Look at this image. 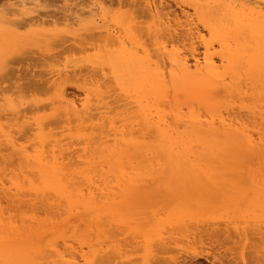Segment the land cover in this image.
<instances>
[{
  "label": "bare ground",
  "instance_id": "obj_1",
  "mask_svg": "<svg viewBox=\"0 0 264 264\" xmlns=\"http://www.w3.org/2000/svg\"><path fill=\"white\" fill-rule=\"evenodd\" d=\"M145 2L151 18L146 31L144 28L145 33L140 27L137 28L134 20H114L111 21L113 28L99 27L94 9L74 11L72 16L65 17L64 33L70 35L72 40L81 44L89 37L90 40L96 39L95 48L104 53L90 60L89 65L113 86L111 89L101 80L93 79L94 88L86 91L94 97L80 109L68 99L63 89L55 91L51 109L53 113L61 109L66 122L79 123L82 133L79 131L74 141L75 144L78 142L77 146H82L79 150L70 151L74 142L63 144L62 139L54 138L51 131L47 132L45 116L30 122L24 114L22 103H16L10 96L3 98L1 112L5 119L3 115L0 116V210L3 208L1 200H6L10 207L17 210L29 209L33 212L41 209L53 216H47V219L50 217L47 228H37L38 223L35 224L34 217H31L21 230L23 232L17 234L28 242L23 240L14 250L2 246L3 242L0 241V264H114L117 260L118 264H124L121 255L123 245L118 240L120 232L115 230L117 239L113 232L115 224H124L128 219L125 215L119 216V209L116 210L117 183L128 185L123 192L124 203L131 206L144 191L139 190L143 185L140 183L150 181L149 187L151 181L157 183L160 178L164 183L166 174L169 182H165L168 188L165 190L172 191L176 190L178 181H186L189 184H181L190 186V182H195L199 177L210 180L215 176L220 178L218 169L231 166L230 163L242 165L246 158L257 161L253 163L258 170L249 166L251 160L249 164L248 160L244 162L248 168H252L250 172L258 177L264 173V131L260 128L259 132H263L256 134L251 129L257 125L253 128L249 126L250 129L242 118L244 110L247 113L244 116L248 115L255 121L259 116L263 125L264 108L256 110L260 106L255 105L256 109L239 106L236 110L235 104L231 105L228 101L234 97L241 100L249 93L261 101L264 99V0H200L185 8L181 6L186 28L184 40L190 41L192 49L189 54L182 52L177 40H174L179 35L178 27L183 24L179 23L177 27L171 24L168 15L160 9L164 7V1ZM36 12L38 10L32 13ZM86 15L92 19H82ZM196 22L208 33L209 41L204 40V34ZM118 30L121 34H118ZM59 34V31L50 33L55 39ZM8 37L12 45H17L22 39L20 36L11 37V34ZM196 41L204 46L202 58L196 54ZM170 47L172 49L169 50ZM6 57L5 53H0L2 68L6 66L7 62L3 60ZM112 92H119L126 101L120 122L107 110L109 102L106 100L112 96ZM8 116L11 118L8 119ZM254 120L253 125L257 123ZM117 123H122V126L119 127ZM134 127H138L139 132L136 129L137 132H134ZM17 132L23 135L32 132L33 148L20 144L15 136ZM204 182L209 183L210 189L211 182L203 180L202 184ZM192 185L197 186L195 183ZM182 189L174 192L181 195ZM261 190L253 199L247 195L250 201L248 198L244 202L239 200L242 205L236 199L237 209L245 206L249 214L237 222L225 223L227 227L234 226L237 234L246 241L249 240L250 231L260 236L264 234V191ZM182 192L183 195L179 198L177 194L175 198L178 200H175L179 203L184 198L186 201L183 199L185 202L176 204L177 210L174 213L171 211L169 217L157 218L153 225L152 219L151 223L144 222L137 227L143 230V234L139 230L141 233L137 231V235L144 239V264H151V257L158 251L169 252V245L174 244L173 236H177V233L183 236L178 235L181 239H202L201 236L211 233L207 227L220 226L218 220L211 219L209 222L210 218L205 219L206 214L200 212V206V211L196 208L200 216L192 214L193 209L188 204L194 201L190 200L188 194L185 195V191ZM231 201L234 202L230 198L227 204ZM56 215L59 219L63 216L67 218L59 220ZM83 215L89 218V224L85 225V231L84 228L81 230L83 240L74 237L79 245L75 247L67 229L71 222L73 225L72 220L79 222ZM121 227L124 230L129 228ZM73 230L75 233L78 231ZM51 233H58V239L45 249L39 245L38 249L36 243L29 241L34 238L36 242V237L44 238L43 234ZM95 234L97 236L93 237ZM72 236H75L73 232ZM91 236L94 240L90 239ZM74 238L72 241H75ZM92 241L97 242L93 244Z\"/></svg>",
  "mask_w": 264,
  "mask_h": 264
},
{
  "label": "rangeland",
  "instance_id": "obj_2",
  "mask_svg": "<svg viewBox=\"0 0 264 264\" xmlns=\"http://www.w3.org/2000/svg\"><path fill=\"white\" fill-rule=\"evenodd\" d=\"M163 1L164 7L160 9L163 11V14L168 15L171 24L175 25L176 27L177 25L179 26V23L183 24L182 27H178L179 35L174 37V40H177L179 44L178 45L176 42L177 46H179L180 50L182 49V52L187 54L191 53L192 49L189 45L190 41L184 40L186 38V28L184 27L185 18L181 13L180 7H188L190 4H193L194 2H198L200 0ZM178 2L181 3L180 6L177 5ZM36 4L39 5V8L32 7ZM89 9H94V14L98 20L99 27L102 26L106 29H108V27H114L111 22L114 20H134V22L138 26L137 28L140 27V30H143L142 32L145 33V27H147L151 21L145 0H0V53L2 52V55H4L5 53V55L8 56L6 57L8 59H3L7 62L6 66H4L3 68L0 67V116L3 115V118L5 119L4 113L1 112V110L3 109L1 106L4 103L3 98L5 96H10L15 100L16 103L23 104L22 109H24V114L30 119V122H33V119L39 116H45L46 118L44 122L48 124L46 130L47 132L51 131L52 133H50L52 135L54 134V138L62 139L63 144L73 143L74 141L76 142L77 136L80 133L79 131H81L80 127L78 126L79 123L74 121L70 123L66 122V118L63 117L61 109L58 111V113H53L51 109L53 107L51 103L55 99V91L58 89H63L68 99L71 102L75 103L76 106L80 109L82 108L83 104H87V102L89 100L91 101L94 97L91 92L86 91V89L91 90L92 88H94V85L92 83L93 79L97 81L101 80V83L103 85H105L106 87L110 86L111 89L113 88V86L109 84L111 82H109L107 78H104L99 71L97 72L89 65L90 60H93L97 55H102L104 53L103 50L95 48L96 39L94 38V41L92 38V41L89 39V37L82 41L81 44H79V41L75 42L71 39L70 35L64 33L66 30L65 17L69 18V15L72 16L74 11H89ZM35 10H38V12L32 13ZM194 18L196 20V17ZM82 19H92V17L90 15H86L83 16ZM196 24L198 25L199 30L204 34V40L209 41L210 36L205 31L203 26H201L198 22H196ZM56 31H59L60 34L59 37L55 39L54 37H52V35H50V33H55ZM91 33L95 32L92 31ZM144 33L142 34L144 35ZM10 34L11 37L20 36L22 38L21 40H19L17 45L15 44L16 46L12 45L13 43L11 42V40H8L10 39V37H8V35L10 36ZM118 34H121L120 30H118ZM194 46L196 48V54H198V57L202 58L204 52L203 44L199 41H196V44ZM170 49L172 48L170 47L169 50ZM67 71L68 73H66ZM90 75L92 76L90 77ZM110 94L112 96L106 100V102H109L107 110L110 112V116L117 117V121L120 122L122 120L120 118H122L123 116L122 113L125 111L124 106L126 101H124L123 98L120 97L119 92H112ZM249 94L248 96L241 98V100H239V98L237 97H234V99L230 98L228 101L231 102V105L235 104L234 107L236 108V110L239 109V106L255 109L257 106H260L257 107L258 109L256 110H261V108H264V99L261 101L255 96L252 97L251 93ZM92 103L93 101L91 102V104ZM251 104L253 105L251 106ZM245 114L247 113L243 110V123L246 122L245 124L248 125V128H250L251 126V128H253L255 125H257V127L261 125L259 116L257 117L256 121L253 119L254 122H257L259 125L257 123H254L253 125V120H251L252 118H249L248 115H246L247 117L244 116ZM9 118L11 117L8 116V119ZM4 122H7V120H5ZM251 123L252 125H250ZM117 124L118 126H122V123ZM257 127L255 126V128ZM137 128L138 127H134L133 131L137 132ZM260 128L264 131V124L259 126L255 130L251 129V131H254L256 134L261 133L263 131L259 132V130H261ZM139 134L140 133H137L138 136L141 135ZM137 135L136 137H138ZM15 136L17 137V139L19 138L18 140L20 141V144L24 143L26 147L33 148L32 145H34V143L32 142L34 141H32L31 137L33 136L32 132H29L26 135L18 133L17 135L15 134ZM133 136L135 137V134ZM71 137H74L75 139L73 140V138ZM111 138H113V136ZM75 142L73 143L74 145L70 151H77V149L79 150L82 147L81 145L77 146L78 142L76 144ZM246 160H248V164L252 162V164H249V166L251 165L253 167V170H258V167L253 163L256 160L246 158L243 161L242 165H247V167H242L241 164L238 165L236 163H230L231 166L234 165L232 167L229 165L228 167L222 166L221 170L218 169L221 173L219 175L220 178H217L218 176H215L214 179L212 177L211 180L213 181H211L210 179H205L204 177H202V179L199 177V179L195 180V182H193L194 180L191 181L197 186H193L190 181V186L184 185L189 184L186 183V181H178L179 184L184 183L181 184L182 187L181 185L179 186V184L176 182V188L174 187L176 190L172 189V191L169 190V192L167 191L168 188L165 187V182H169L168 174H166L168 181L166 177H164V179H166L164 180V183L162 181L163 178L158 179L157 183L154 181L157 186H155L153 181H151V185L149 183V187L148 182L150 181H146L147 184L140 183V185H143L139 190H144L142 191V196L144 197L139 196L137 202H135L134 200V205L132 203L131 206L129 205L130 203H124L125 198L123 192L124 189L128 188V185L123 184V182H119L121 183L119 187V183H117V186L115 185V190L117 191H115V193L118 197V199L116 198L117 200L115 199V204L117 203L116 210L119 209L118 215H125L124 217L126 219L128 218L127 222L129 221L128 223L125 222L128 225H126L125 223H117V225H120L119 227H121L122 225L124 228L126 226H129V228L127 227V229H132V231H128L127 229L124 230L121 227L122 229L120 230V228L116 224L113 227V232L116 239L118 237V233L120 232L118 240L120 239V242L123 245V250L121 251V255L123 256V263L144 264L142 258L146 253V248L144 247L145 244H143V237L139 238V235H137V231H143L141 230V228L138 229V226L142 223L145 224L144 222L148 221L149 223H151L152 219L153 223L151 224L153 225L155 223V219H160V217L161 219H166V217H169L172 212L174 213L175 210H177L176 204L186 201L181 197L182 200H179L180 202L178 203V199L175 198L177 194L178 197L182 196L184 193L182 191H185V195L187 196L188 194L190 200L192 199V201H194L193 204L190 205V203H192L191 201L188 204L190 208L192 207L191 209H193L192 214L198 215L197 209L200 206L199 209L201 211L199 209L198 210L202 212V214H206L205 216L203 215L204 217H206L205 219L210 218V220L207 219L209 220V222H211V219L215 221L218 220L220 221V226L217 228L207 227V230L211 232L209 233V235H211L209 236L204 234L206 236H201L202 239H200L199 237H196V239L192 237L189 240L184 238L181 239V237L183 236L180 235V232L177 233V236L179 235L181 237L178 236V238H176L177 236H173L174 239L172 241L175 242L174 244L169 245L170 247L168 246L170 249L169 252L158 251L154 253V255L151 257V264H264V234L260 236L255 234V232L252 233L253 231H250L249 240L246 241L243 239V237L237 234L236 230L233 228L234 226L230 224L233 221H239L243 216L249 214L245 206H241V208L239 207L240 210L237 209V200L238 202L239 200L244 202V200L247 198L249 199V197L253 199L255 197V194H257L259 190L263 189L264 191V173H262L263 176L261 175L260 177H258L254 173L250 172L252 168H248V164L244 163ZM255 167L257 168L254 169ZM159 180L162 182H160ZM200 180L202 182L203 180L207 181V183L208 181L211 182L210 189L208 188L209 183L206 184L204 182L202 184ZM215 180L217 183L215 182ZM198 181L200 183L199 185ZM159 183L160 186H158ZM214 183L217 184V186L214 185ZM185 186L186 188H184ZM149 188L152 189L150 190ZM165 188H167V190H165ZM180 188H183L181 191L182 194H176V192L174 191L178 192V190H181ZM206 188L208 189L206 190ZM146 190L149 192H146ZM144 193L145 195H143ZM247 195L249 197H246ZM242 197L244 198L243 200H241ZM230 198L231 200L233 199L235 204L232 201V205L230 202L229 204H227ZM183 199L185 201H183ZM203 200H205L206 202ZM250 200L251 199H249V201ZM1 202L3 208L0 210V241L3 242L2 246L5 245L9 250L18 248L22 244L23 240H25L24 237H19V235L17 234L23 232L21 230L26 225V223L29 222L31 217H34L35 224L38 223L36 225L37 228H45L48 224L47 221L51 216H53V214L48 215V212H46L45 210L40 209L33 212L29 209L17 210L10 207V204H8L6 200H1ZM246 202H248V200ZM121 203L124 205L121 206ZM194 203H196V205ZM241 203L239 205H242ZM233 204L234 207H231L233 206ZM204 205L206 206L204 207ZM195 209L197 212L195 211ZM47 216L50 217H48L47 219ZM83 216L81 219L84 221H79L78 219L79 222H77L76 220V223H74V220H72L74 226L72 225V222L71 224H69L72 225L71 227H69L68 225L67 232L71 237V243L75 244V247L79 246L77 245L78 240L75 238L82 239L81 230L83 231L84 228L85 231L86 227L89 224V218L86 216L83 219ZM56 217L57 219H59L57 215ZM63 217H61L59 220L67 218L66 216ZM53 218H55V216ZM201 218L203 217L201 216ZM106 221L108 222V220ZM228 222H230L229 224L231 226L227 227L225 223ZM86 224L87 226H85ZM75 226L76 228H72ZM116 226L117 229H115ZM70 228H72V231L70 230ZM73 229H78V231L76 232L77 234ZM135 229L138 230H136L135 232ZM45 231L46 229L42 232ZM72 232L75 236H72ZM124 232H126V234ZM141 232H139V234ZM42 236H44V238H42L41 236H38V238L36 237V239L40 240L38 243V240L35 239V242L34 238L29 241H32L33 244L36 243L37 245H35V247L39 245L41 249H45L47 248L46 246L52 244L58 239L57 237L59 236V234L51 233V235L43 234ZM92 236L96 237L97 234H95V236ZM93 237L90 239L94 240ZM72 238L77 241H72ZM90 239L87 240L90 241ZM140 239H143V241ZM95 242L92 241L91 243L95 244ZM58 243L61 244L60 241H58ZM38 264H41V262H38ZM103 264L112 263L105 262ZM114 264H118V260Z\"/></svg>",
  "mask_w": 264,
  "mask_h": 264
}]
</instances>
